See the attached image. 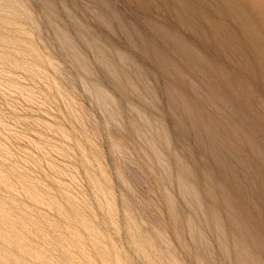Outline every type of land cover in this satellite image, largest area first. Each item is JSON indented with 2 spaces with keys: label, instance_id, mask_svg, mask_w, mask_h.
Masks as SVG:
<instances>
[{
  "label": "rangeland",
  "instance_id": "1",
  "mask_svg": "<svg viewBox=\"0 0 264 264\" xmlns=\"http://www.w3.org/2000/svg\"><path fill=\"white\" fill-rule=\"evenodd\" d=\"M221 3L0 0V264H264V80Z\"/></svg>",
  "mask_w": 264,
  "mask_h": 264
},
{
  "label": "bare ground",
  "instance_id": "2",
  "mask_svg": "<svg viewBox=\"0 0 264 264\" xmlns=\"http://www.w3.org/2000/svg\"><path fill=\"white\" fill-rule=\"evenodd\" d=\"M206 1V0H205ZM222 3H221V7L218 6V9L220 10H217V13L218 11L221 12V15H222V19H220V21L222 20L223 21V16L226 20L228 19H231V21L233 20L235 22V26L237 27L238 29V32L234 33L233 35H238L237 36H240L242 38L241 42L238 44L237 43V39L238 37L236 36L237 39H235V43H237V45L240 47V50H247V58L248 60L245 62L247 63L248 62V67L249 69H253V78L254 80H257V82L259 81H262L264 80V63L261 62V58L260 57H264V42H262V37L261 35H264V12L262 10L264 9H260L259 7L260 6H257V8H254V6H256L255 4H250L252 5L251 8L249 9L250 11V14H246L244 12H247L245 11V9H242L239 5H230L231 3V0H221ZM235 1V0H234ZM233 1V2H234ZM258 2V1H257ZM198 4V2H196ZM255 3V1L253 2ZM259 3V2H258ZM235 4V3H234ZM238 4V3H237ZM260 4V3H259ZM258 4V5H259ZM200 5V4H198ZM219 5V4H218ZM249 4H247V7L249 8L250 6ZM261 5V4H260ZM245 6V5H244ZM263 6V5H262ZM198 7V6H197ZM201 7V6H200ZM203 7L206 8L207 11H209L210 13H213V9L211 10V6L209 8V6H207V4H203ZM213 7V6H212ZM214 8V7H213ZM245 8V7H244ZM264 8V6H263ZM247 9V8H246ZM204 10V9H203ZM261 10L262 13H259ZM199 11V10H198ZM201 11V10H200ZM205 11V10H204ZM215 11V9H214ZM259 11V12H258ZM206 13V11H205ZM210 13L208 15H210ZM248 13V12H247ZM199 14V13H198ZM203 14V16L205 15L204 12L201 13ZM261 14V15H260ZM207 15V16H208ZM214 15V14H212ZM217 15V14H215ZM220 15V14H218ZM220 15V16H221ZM219 16V17H220ZM261 18H260V17ZM213 17V16H212ZM215 17V16H214ZM206 18V17H205ZM208 18V17H207ZM211 18V17H210ZM216 18V17H215ZM182 19V18H181ZM188 20V19H187ZM206 20V19H204ZM185 21V20H184ZM208 21V20H207ZM211 21V20H210ZM213 23H214V19H212ZM211 21V22H212ZM217 22V21H216ZM225 22V21H224ZM223 22V23H224ZM230 22V21H229ZM186 23V22H185ZM226 23V22H225ZM231 23V22H230ZM206 25V24H205ZM216 26H220L218 23L215 24ZM227 25V24H226ZM214 28V26H212ZM222 28V25L220 26ZM229 28V26H228ZM202 29V28H201ZM204 29V28H203ZM202 29V30H203ZM206 29V28H205ZM212 29V28H210ZM216 29V28H215ZM219 29V27H218ZM217 31H220L218 30ZM224 29L222 28L221 32L223 31ZM235 30V29H234ZM207 31V30H206ZM211 31V30H210ZM209 31V32H210ZM226 31V30H225ZM229 33L231 32L230 31V28L228 29ZM203 32V31H202ZM233 32V31H232ZM231 32V34H232ZM215 32L211 33V34H214ZM223 33V32H222ZM226 36L227 37V31L225 32ZM200 34V33H199ZM198 34V35H199ZM205 34V33H204ZM208 34V32H206V35ZM210 34V35H211ZM203 35V34H201ZM204 35V36H206ZM209 35V36H210ZM223 36V35H222ZM232 38H234L233 36H231ZM201 38V36H200ZM220 38V37H219ZM229 38L227 37L226 40H228ZM234 40V39H233ZM232 41V39H231ZM230 41V42H231ZM239 41V40H238ZM230 42H228V44H230ZM233 44V42H231ZM218 44H220L218 42ZM235 45V44H234ZM223 46V45H222ZM233 46V45H232ZM236 47V46H234ZM244 49H243V48ZM214 48V47H213ZM237 49V48H236ZM237 51V50H236ZM238 52H239V49H238ZM244 52V51H243ZM260 58V59H259ZM258 60H260L258 62ZM264 62V60H263ZM215 64V63H214ZM258 64V65H257ZM246 66V65H245ZM250 71V70H249ZM249 78V76H247ZM251 83V82H250ZM264 83V82H263ZM249 84V83H248ZM253 85V84H252ZM260 85V84H259ZM263 91V90H262ZM240 203V202H239ZM241 204V203H240ZM253 219V218H252Z\"/></svg>",
  "mask_w": 264,
  "mask_h": 264
}]
</instances>
